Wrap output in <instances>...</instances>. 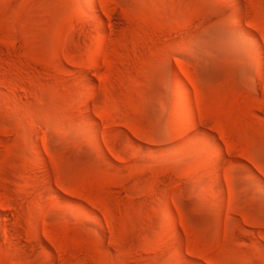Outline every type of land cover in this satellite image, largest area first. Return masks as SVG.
Instances as JSON below:
<instances>
[{
  "label": "rangeland",
  "instance_id": "rangeland-1",
  "mask_svg": "<svg viewBox=\"0 0 264 264\" xmlns=\"http://www.w3.org/2000/svg\"><path fill=\"white\" fill-rule=\"evenodd\" d=\"M0 264H264V0H0Z\"/></svg>",
  "mask_w": 264,
  "mask_h": 264
},
{
  "label": "bare ground",
  "instance_id": "bare-ground-1",
  "mask_svg": "<svg viewBox=\"0 0 264 264\" xmlns=\"http://www.w3.org/2000/svg\"><path fill=\"white\" fill-rule=\"evenodd\" d=\"M95 10V9H94ZM179 105H181V104H179Z\"/></svg>",
  "mask_w": 264,
  "mask_h": 264
}]
</instances>
